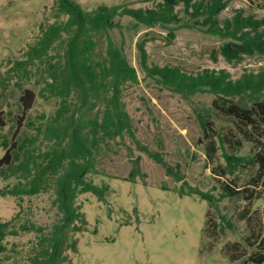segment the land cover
<instances>
[{
    "label": "trees",
    "instance_id": "16d2710c",
    "mask_svg": "<svg viewBox=\"0 0 264 264\" xmlns=\"http://www.w3.org/2000/svg\"><path fill=\"white\" fill-rule=\"evenodd\" d=\"M246 1L264 10V0ZM181 5L186 16L211 35L226 40L213 51L214 59L219 54L228 64L235 65L247 58L264 57V16L237 9L232 18L221 19L228 7L226 0H161L155 7L146 9L102 4L91 11L74 0H56L54 23L41 26V36L26 52L27 58L15 62L12 68L31 77L34 67L39 75L38 84L44 85L41 93L60 99L61 107L48 126L49 137L54 142L32 162L27 146L15 141L9 146L4 141L1 178L21 173L26 181L13 188L5 187L0 195L21 199L53 188L52 206L57 209L59 220L48 231L32 221L18 226L19 213L9 221H0V263L12 258L7 238L21 233H34L37 237L25 264L67 262V252L76 251L78 244L71 235L86 231L87 226L82 206L77 202L79 196L91 193L105 201L110 191L108 184H96L91 176L99 174L97 160L112 142H123L128 137L138 150L162 165L169 176L183 181V176L174 172L159 151L142 145L136 136L124 99L125 89L140 83L135 67L110 36L102 57L96 56V35L120 28V23L115 22L117 17L128 16L137 25L147 27L179 24L183 21L177 11ZM139 51L145 77L164 90L189 100L198 94L213 96L211 107L198 113L202 129L198 144L204 148L207 165L222 195L242 202L238 218L247 229L243 242L226 243L221 254L231 263L264 264V205L257 206L258 202L264 204V69L246 72L236 79L226 69L191 73L181 66H150L145 44H139ZM242 95L255 99L251 108L235 101ZM37 98L32 89L23 90L22 116L18 117L14 139L22 132V121L34 108ZM100 103L95 116L88 119L87 115ZM217 121L223 124L219 129ZM6 126V113L0 109V128ZM246 143L253 147L248 157L240 155ZM139 164L140 158H136L130 173L132 182L141 174ZM250 168V180L242 185L239 173ZM195 194L208 203L203 235L208 250L212 251L220 241L223 227L212 209L213 197L197 190Z\"/></svg>",
    "mask_w": 264,
    "mask_h": 264
},
{
    "label": "rangeland",
    "instance_id": "374dc122",
    "mask_svg": "<svg viewBox=\"0 0 264 264\" xmlns=\"http://www.w3.org/2000/svg\"><path fill=\"white\" fill-rule=\"evenodd\" d=\"M74 1L91 11L102 4L153 8L161 0ZM226 1L228 7L221 19L232 18L237 9L264 16L263 9H256L246 0ZM177 11L183 21L167 26L147 27L137 25L128 16L117 17L115 22L120 23V28L96 35V56L102 57L110 36L135 67L140 83L128 86L124 99L136 136L142 145L159 151L174 172L183 176V181L169 176L162 165L138 150L128 137L123 142H112L97 160L99 174L91 176L96 184H108L110 191L105 201L91 193L79 196L77 202L87 220L86 231L71 235L78 240L77 250L67 252L65 264H243L231 263L221 254L226 243L243 242L247 234L245 223L238 218L242 202L222 195L207 165L204 148L198 144L202 136L198 113L211 107L213 96L204 93L185 99L146 78L139 44H145L150 66H181L191 73L226 69L235 79L246 72L264 69V57L247 58L235 65L228 64L219 54L214 59L213 51L226 40L211 35L186 16L182 5ZM56 13V0H0V109L7 117V126L0 128V159L5 154L4 141L9 146L13 141L27 146L32 162L53 145L48 126L61 107L60 99L41 93L44 85L38 84L39 75L34 67L31 77L12 68L15 62L27 58L26 52L41 36V26L54 23ZM26 88L35 91L38 98L22 121V132L14 139L18 117L22 116L20 97ZM235 101L246 108L255 103L248 95L236 97ZM101 105L87 118H93ZM222 125L217 121L218 129ZM252 151V144L246 143L240 155L248 157ZM20 156L24 158L23 154ZM136 158H140L141 174L132 182L130 173ZM251 174L252 168L239 173L242 185H246ZM20 181H26L21 173L4 179L0 176V190L13 188ZM196 190L213 197L212 209L223 227L220 241L212 251L203 235L208 203L195 194ZM53 198V188L21 199L0 195V221H9L19 213L18 226L32 221L51 230L59 220L57 209L52 206ZM36 241L34 233L7 238L12 258L0 264H25Z\"/></svg>",
    "mask_w": 264,
    "mask_h": 264
}]
</instances>
